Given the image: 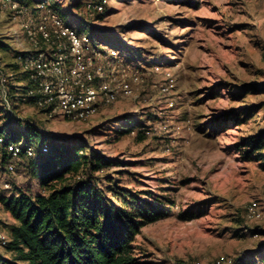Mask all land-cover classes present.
Wrapping results in <instances>:
<instances>
[{
  "label": "rangeland",
  "instance_id": "1",
  "mask_svg": "<svg viewBox=\"0 0 264 264\" xmlns=\"http://www.w3.org/2000/svg\"><path fill=\"white\" fill-rule=\"evenodd\" d=\"M50 1L78 33L118 52L108 61L118 72L139 71L141 82L133 97L80 122L49 118L20 102L24 84L13 82L15 100L7 103L2 75L13 76L8 66L15 51L27 47L22 24L33 12L19 13L0 0V39L10 45L0 53V128L22 121L48 137L83 138L115 163L96 175L102 187L108 176L125 189L153 193L164 206L171 201L169 215L136 238L141 262L216 264L226 258L264 264V217L250 220L246 212L256 201L264 212V170L236 148L264 131V91H252L264 86V0H108L104 14L86 9L100 0ZM233 112L242 116L227 118ZM123 117L145 128L118 134L129 127L119 124ZM210 128L217 132L209 135ZM139 133L146 139L139 140ZM15 164L11 174L0 162V184H11L2 193L12 195L16 185L38 193L27 161ZM185 212L196 216L183 220ZM8 224L14 220L0 204V233L6 236ZM0 255L12 258L1 243Z\"/></svg>",
  "mask_w": 264,
  "mask_h": 264
},
{
  "label": "trees",
  "instance_id": "2",
  "mask_svg": "<svg viewBox=\"0 0 264 264\" xmlns=\"http://www.w3.org/2000/svg\"><path fill=\"white\" fill-rule=\"evenodd\" d=\"M13 1L30 12L45 4L48 10L60 14L54 1ZM9 51L10 45L0 39V53ZM24 54L15 51V63L8 66L13 76H6V89L8 98L15 100L14 95L10 96L14 89L11 85L24 84L19 101L34 106L27 96L33 82L20 64ZM252 91L263 92L264 86L252 87ZM234 116L240 117L242 113L233 112L227 118ZM123 123L129 127L118 134L145 128L127 117L119 121ZM218 127L224 130L225 124ZM208 131L209 135L217 132L212 128ZM139 134V140L146 139L144 133ZM0 139L4 141L0 143L1 164L27 161L25 171L39 189L38 193H32L16 185L12 195L0 193V204L14 220V224L6 226L9 241L3 245L12 258L0 255V264H145L135 256L136 238L149 223L169 215L166 208H173L171 201L166 199L164 206L162 199L153 193L125 189L108 176H105L107 185L102 187L104 180L96 175L115 163L92 149L83 138L48 137L35 125L19 121L1 127ZM20 143H25L24 149L34 148L35 156L28 158L23 152L13 160L7 148ZM44 146H48V153L43 152ZM236 148L244 152L246 160L255 158L261 162L264 170V131L243 139ZM195 216L190 212L181 214L183 220Z\"/></svg>",
  "mask_w": 264,
  "mask_h": 264
},
{
  "label": "built area",
  "instance_id": "3",
  "mask_svg": "<svg viewBox=\"0 0 264 264\" xmlns=\"http://www.w3.org/2000/svg\"><path fill=\"white\" fill-rule=\"evenodd\" d=\"M3 5L19 13L30 12L13 0H6ZM107 5L108 0H100L89 3L86 9L104 14ZM22 30L27 47L20 64L33 82L27 96L49 118L86 121L96 116L103 107L115 104L121 97L134 96V84L142 79L139 71L134 74L128 73L126 69L118 72L113 62H108L118 58L116 50L96 42L87 34L78 33L60 14L48 10L45 4L37 7L33 16L22 24ZM106 62L108 66H104ZM6 81L7 77L2 75L4 86ZM5 97L8 103L6 91ZM0 143H4L3 139H0ZM24 148L19 144H11L7 151L13 160L18 159L23 152L28 158L35 156L34 148ZM48 151V146H44L43 152ZM7 170L11 174L15 173L16 164L11 162ZM10 189L9 182L0 184V193ZM246 212L250 220L259 221L264 217L263 208L257 201L251 203ZM8 241L7 236L0 233L2 245ZM216 264L233 263L222 258Z\"/></svg>",
  "mask_w": 264,
  "mask_h": 264
}]
</instances>
